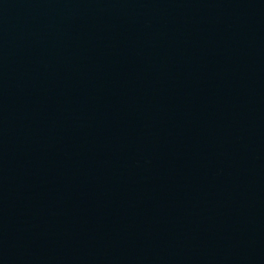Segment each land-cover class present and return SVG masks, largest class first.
Returning <instances> with one entry per match:
<instances>
[{"label": "water", "instance_id": "obj_1", "mask_svg": "<svg viewBox=\"0 0 264 264\" xmlns=\"http://www.w3.org/2000/svg\"><path fill=\"white\" fill-rule=\"evenodd\" d=\"M0 264H264V0H0Z\"/></svg>", "mask_w": 264, "mask_h": 264}]
</instances>
